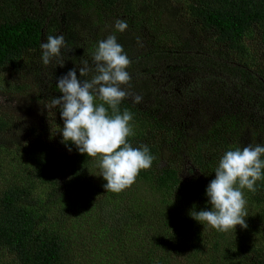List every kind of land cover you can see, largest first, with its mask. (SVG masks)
I'll return each instance as SVG.
<instances>
[{
	"label": "trees",
	"instance_id": "obj_1",
	"mask_svg": "<svg viewBox=\"0 0 264 264\" xmlns=\"http://www.w3.org/2000/svg\"><path fill=\"white\" fill-rule=\"evenodd\" d=\"M56 1L46 2L40 7L39 0H29L28 11L21 5L24 0H20L19 4L25 11L20 13L16 7L18 0H5V7H10L11 12L3 13L0 8V68L15 66L27 52H40V44L48 35H54L55 30L69 34L77 20L78 7H82L84 15L91 12L98 14V22L90 26L98 32L105 16L108 20L115 16H132L136 26L151 4L159 0H81L84 6L66 10L67 22L62 21L61 16L54 18ZM191 12L202 27L198 28L211 32L217 47L236 50L242 56H245L242 42L247 35L257 33L264 37V0H203L198 6L191 4ZM128 34L118 36V43L126 53L127 44L138 39L135 35L125 41L124 37ZM93 45L97 47L98 41ZM173 52L152 49L132 57L127 55L132 64L137 62L136 65H142L143 69L154 63L158 73L165 74V67L183 66L179 64L180 60L175 61L178 60L175 54H172L173 64L166 62ZM221 54L223 56L215 54L209 58L214 64V68L210 69L213 74H222L223 67L227 66V53ZM202 57L205 58V53ZM142 72L146 71L143 69ZM248 72L247 68H243L242 79H256L257 86L264 88V76L257 69L255 73ZM166 74L175 79L173 73ZM212 84H215L213 79ZM119 109L121 114L125 109L132 113L130 123L135 134L128 137V142L133 147L148 146L155 157L152 167L141 170L131 187L119 193L107 192L103 187L107 182L96 172L95 164L99 158L81 154L74 144L66 145L62 142L63 138H55L44 129L46 134L43 139H38L27 149L14 182L0 191V250L12 255L17 264H188L206 247V241H201L200 222L192 216H185L184 201L194 205L193 200L204 197L208 203L206 188L215 178V169L226 151L242 149L248 144L264 145V131L261 130L258 135V131L242 119L241 114L230 111L212 129L211 136H203L197 148L189 150L183 148L175 128L169 127L170 121L163 123L126 101L121 102ZM244 132H251L248 142L244 139ZM152 137L156 139L152 140ZM0 143L6 145L8 141L1 139ZM184 157L189 158L196 169H202L207 179H191L183 185L180 167ZM261 158L264 159V156ZM161 162L167 165L160 167ZM37 183L48 185L42 199L34 195L33 188ZM140 183L159 191L156 206L153 203L147 207L145 203L138 209H132L137 204L136 192ZM255 187V193L247 189L243 191L250 202L264 206V179L257 181ZM124 205L128 210H124ZM130 205L133 206L129 208ZM204 207L208 209L207 205ZM246 211L247 227L240 226L241 239L254 229L264 236V221L261 218L264 214L255 210ZM80 216L94 220L93 229L98 231L99 240L92 246L84 243V235L80 236L81 232L74 224ZM191 227L190 235L182 234ZM202 227L210 228L206 223ZM133 232L135 239L131 237ZM124 233L130 236L128 241L122 237ZM79 237L82 238L81 247ZM222 237L220 233L213 238L215 248H219L218 240ZM229 243L227 241V245ZM124 249L127 252L122 254ZM238 250L239 253L248 252L247 257H243L247 259L244 264H264V249L259 254L244 240ZM96 251L100 254L96 255ZM234 251L227 254V262L233 259Z\"/></svg>",
	"mask_w": 264,
	"mask_h": 264
},
{
	"label": "rangeland",
	"instance_id": "obj_2",
	"mask_svg": "<svg viewBox=\"0 0 264 264\" xmlns=\"http://www.w3.org/2000/svg\"><path fill=\"white\" fill-rule=\"evenodd\" d=\"M19 1L16 5L18 11L20 13H25L24 9L29 11L30 6L27 4L29 0H24L21 4L24 9ZM50 1L56 0H39V6L42 7ZM4 2L5 0H0V8L3 13L10 14L11 9L5 7ZM202 2L203 0H159L151 4L147 14L136 22V26L135 23L133 24L132 16H115L109 20L105 16L97 32L90 26L98 22V14L91 12L84 15L82 7H78L84 6L81 0H57L53 10L55 19L61 16V20L67 22L66 10L78 7L77 20L70 29L71 32L65 34L55 30L54 35L62 34L67 44V47L61 51L63 67L59 66V61L55 59L49 65H43L41 50L25 53L15 66L0 68V140L8 141L6 145L0 143V191L14 182L27 149L38 139H43L45 130L48 134H53L55 138H63L61 129L64 121L61 118L60 109L51 106L52 98L62 96L57 88L58 79L74 68L78 79H90L93 73H89L87 77H80L79 68L84 61H88L89 65L92 64L90 58L96 49L93 44L110 34L116 36L117 42L119 35L129 33L124 37L125 41L127 37L138 36L137 41L127 44V54L130 57L152 49L174 51L170 53L171 59L168 58L166 62L174 61L172 54L178 55V60L175 61L180 60L179 64L183 66L165 67V74L158 73L154 63L143 68L145 73L142 72V65H136L137 62L130 63L127 69L131 76L130 83L121 87L129 93V97L124 100L128 104L140 112L150 113L163 123L170 121L169 127L175 128L183 148L196 149L197 143L203 136H211L212 129L218 126V123L222 121L221 118L227 115V111L241 114L242 117H240L246 119L250 126L258 131V135L261 130L264 131V88L257 86L256 79L249 81V78L241 77L243 68H247L248 73L257 69L264 76V37L257 33L247 35L242 42L245 46V56L233 49L217 47L211 32L198 28L201 26L191 12V4L198 6ZM117 19L127 21L128 28L124 32L115 30L114 24ZM55 26L58 27V25ZM222 52L227 53L228 62L224 63L227 66L223 67L222 74H213L210 69L214 68V64L211 63L213 60L209 61V58L216 56L215 54L223 56ZM203 53L205 58L202 57ZM154 55L157 56V54ZM161 62L165 63L162 60ZM244 71L247 72L246 69ZM166 73H173L175 79H170ZM212 79L215 84H212ZM137 95L143 99L141 103L134 104L132 97ZM244 133V139L248 142L251 132ZM154 137L152 140L156 139ZM182 160L180 178L183 185H187L191 179H207L206 173L199 168L198 171L189 158L184 157ZM164 165L165 162L160 163V167ZM95 166L97 174L100 175L98 163ZM47 189V184L37 183L33 188L34 195L42 199ZM136 194H138L137 204L132 209L145 203L147 207L153 203L156 206L160 198L159 191L143 183L139 184ZM245 194L244 192L248 212L255 210L264 214V206L259 207L255 202H250ZM193 204L184 201L187 211L184 213L185 216H191L192 211L211 209V205L205 201L204 197L196 198ZM72 205L76 207L74 203ZM204 205H207L208 209ZM132 206L130 205L129 208ZM123 208L128 210L126 205ZM180 213L179 211L178 214ZM261 218L264 221V216ZM74 224L81 232L80 236L84 235L86 245L92 246L96 240H99L98 231L93 229L92 218L86 219L80 216ZM177 229L180 228L177 227ZM191 231L192 227L182 234L188 236ZM255 231L258 230L249 231L246 238L241 239L240 226H236L235 230L220 232L211 227L204 229L202 223H199L201 241H206V247L190 259L188 264H235L236 262L244 264L247 259L243 257H247L248 252L246 250L245 253H239L238 250L244 240L258 250L259 254L264 249V236ZM220 233L223 237L218 240L219 248H215L212 240ZM131 234H134L131 237L135 239V233ZM122 237L125 241L130 239L126 233ZM79 238L81 240L79 247H81L82 238ZM227 241L230 242L228 245ZM231 251L236 252L232 259L235 263L232 260L227 262V254ZM126 252L124 249L122 254ZM99 254V251H96V255ZM0 264H17V262L12 255L0 250Z\"/></svg>",
	"mask_w": 264,
	"mask_h": 264
},
{
	"label": "clouds",
	"instance_id": "obj_3",
	"mask_svg": "<svg viewBox=\"0 0 264 264\" xmlns=\"http://www.w3.org/2000/svg\"><path fill=\"white\" fill-rule=\"evenodd\" d=\"M114 27L124 32L128 24L117 19ZM66 47L62 34L48 35L40 44L43 65L55 59L63 67L61 51ZM91 59V65L84 61L79 68L80 77L93 73L91 78L78 79L76 69L69 70L58 79L62 96L52 98L51 106L59 107L64 121L62 142L74 144L87 157L99 158L100 175L107 182L103 187L107 192L119 193L135 183L141 170L150 169L155 157L147 145L133 147L128 142V137L135 134L130 123L133 115L127 109L121 114L119 105L129 97L121 86L130 83L127 69L131 61L116 36L110 34L100 40ZM142 99L137 95L132 102L139 104ZM262 156V144L226 151L215 169V178L206 188L211 210L192 211V218L220 232L235 230L237 225L246 228L247 200L243 190L255 193L257 181L264 179Z\"/></svg>",
	"mask_w": 264,
	"mask_h": 264
}]
</instances>
